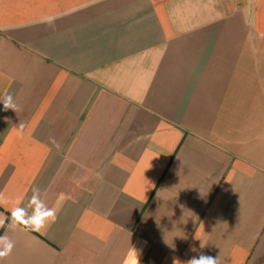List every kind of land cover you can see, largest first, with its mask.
Wrapping results in <instances>:
<instances>
[{
  "label": "crops",
  "instance_id": "1",
  "mask_svg": "<svg viewBox=\"0 0 264 264\" xmlns=\"http://www.w3.org/2000/svg\"><path fill=\"white\" fill-rule=\"evenodd\" d=\"M5 94L0 264H264V0H0Z\"/></svg>",
  "mask_w": 264,
  "mask_h": 264
},
{
  "label": "clouds",
  "instance_id": "2",
  "mask_svg": "<svg viewBox=\"0 0 264 264\" xmlns=\"http://www.w3.org/2000/svg\"><path fill=\"white\" fill-rule=\"evenodd\" d=\"M0 100L3 101V110L8 111L9 109L17 112L18 106L13 102V97L11 94H5L0 96ZM24 125L21 123L19 125L20 129H23ZM37 189H33V196L31 198L30 203L35 205L34 214L27 219L25 210L19 206H16L10 209V219L9 223H15L18 226H22L27 228L30 231L40 232L42 229L46 228L52 223H55L57 220V209L51 208L46 209L37 199L35 192ZM63 198V196L61 197ZM5 202L4 198L0 196V204ZM0 227H5V225L0 224ZM0 241H7L5 246L0 249V259H3L7 255H9L12 251L13 244L8 238L0 237ZM201 249L205 247V244L201 241L200 245ZM190 251L197 252V249L192 246L190 247ZM173 264H181V262L174 260ZM183 264H220L219 257H213L210 255H206L202 251L197 252V255L192 256L190 259L183 262Z\"/></svg>",
  "mask_w": 264,
  "mask_h": 264
}]
</instances>
